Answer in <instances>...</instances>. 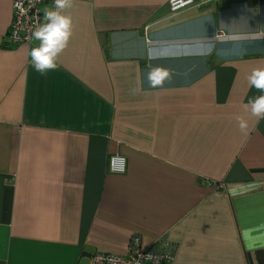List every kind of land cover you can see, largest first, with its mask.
<instances>
[{
    "label": "crops",
    "instance_id": "crops-1",
    "mask_svg": "<svg viewBox=\"0 0 264 264\" xmlns=\"http://www.w3.org/2000/svg\"><path fill=\"white\" fill-rule=\"evenodd\" d=\"M196 1L74 0L41 75L39 41H8L0 0V264H88L134 235L167 239L170 264H264V119L243 111L264 94L247 79L264 67V0Z\"/></svg>",
    "mask_w": 264,
    "mask_h": 264
},
{
    "label": "built area",
    "instance_id": "built-area-1",
    "mask_svg": "<svg viewBox=\"0 0 264 264\" xmlns=\"http://www.w3.org/2000/svg\"><path fill=\"white\" fill-rule=\"evenodd\" d=\"M196 0H168V9L172 14L178 11L200 5ZM48 4L54 8V0H13V20L8 29V41L12 44L31 42L32 30L45 22L42 6ZM108 170L111 173H123L126 170V159L123 155L114 153L109 157ZM173 245L165 238L145 244L138 235L131 237L127 252L117 255L107 252H97L92 255L88 264H170L173 259Z\"/></svg>",
    "mask_w": 264,
    "mask_h": 264
},
{
    "label": "clouds",
    "instance_id": "clouds-1",
    "mask_svg": "<svg viewBox=\"0 0 264 264\" xmlns=\"http://www.w3.org/2000/svg\"><path fill=\"white\" fill-rule=\"evenodd\" d=\"M73 2L74 0H54V8L45 9V22L32 30V38L39 41V44L30 50L29 55L33 68L41 75H46L58 67V57L69 45L73 35V19L71 15L66 14V10L73 7ZM169 75L163 68L150 70L148 74L150 86L162 85L169 79ZM247 79L250 87L264 93V67L254 68ZM243 111L258 120L264 119V94L250 99L243 105ZM235 119L241 133L247 135L249 120L245 115H237Z\"/></svg>",
    "mask_w": 264,
    "mask_h": 264
}]
</instances>
